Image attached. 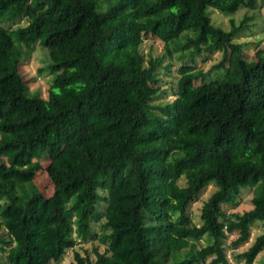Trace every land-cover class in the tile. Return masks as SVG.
Masks as SVG:
<instances>
[{
	"label": "trees",
	"instance_id": "16d2710c",
	"mask_svg": "<svg viewBox=\"0 0 264 264\" xmlns=\"http://www.w3.org/2000/svg\"><path fill=\"white\" fill-rule=\"evenodd\" d=\"M105 1L0 0V264H59L96 239L105 250L75 251L71 264H231L228 247L260 221L234 254L253 264L264 251V57L259 48L244 59L234 41L253 14L226 30L208 11L260 10L264 0ZM154 39L163 53L145 54ZM36 44L52 75L45 98L21 70ZM173 52L174 98L154 107ZM215 52L208 70L194 66ZM211 184L196 224L189 207ZM244 187L252 207L227 213Z\"/></svg>",
	"mask_w": 264,
	"mask_h": 264
},
{
	"label": "rangeland",
	"instance_id": "374dc122",
	"mask_svg": "<svg viewBox=\"0 0 264 264\" xmlns=\"http://www.w3.org/2000/svg\"><path fill=\"white\" fill-rule=\"evenodd\" d=\"M115 0H110V4H113ZM102 6H106V1L101 0ZM261 10V11H260ZM260 10L257 8L254 11L247 9L245 7H241L236 12L232 14H226L220 12L216 9L209 8L208 14L211 19V23L214 26L221 27L223 29L228 30L230 28L231 20L234 21L236 25L239 24L244 15H254V19L248 21L247 29L240 31L235 37L234 41L237 43H243V49L241 51V55L244 59L251 60L255 58L256 49H262L261 56L264 57V5L260 7ZM25 21L21 20L20 24H24ZM143 52H150L153 56L161 55L163 53L162 42L158 39L147 40L144 42L142 46ZM180 53L173 52L172 56L166 55L164 56L162 66L159 69V78H160V91L151 101V105L161 106L164 105L165 102H168L174 98V82L177 77V68L182 62V58L179 56ZM193 64L197 69H202L204 71L208 70L214 63L218 62L221 58V52H215L212 55L208 54H200L193 57ZM49 62L47 50L43 46L36 44L35 50L32 55L25 59L22 62L21 70L27 78V89L31 94L39 95L43 98L47 96V91L51 83L52 75L48 72L46 66ZM42 68L43 71L39 72L38 70ZM225 73V69L218 68L212 71L209 76H207V81L221 77ZM232 78L235 79L236 75H232ZM155 111H158L155 109ZM42 163L45 164L46 161L42 160ZM41 176V174H39ZM39 178V177H38ZM36 182L45 190V193H48L50 190V186L45 187L44 184L36 180ZM215 190V186L213 184L206 187L204 191L201 192L198 199H196L189 207V210L192 214V221L196 224L200 223V207L202 201L207 199L209 195ZM252 190L250 187L241 188L240 196L235 204H225L223 208L227 213H241L245 210H248L252 207L251 203ZM102 223V219L93 222L92 226L97 231L100 232L99 228ZM251 235L249 241L240 245L237 249H233L228 247L227 255L231 264H243L242 260L236 259L235 255L239 252H242L248 248L251 244L255 236L260 234L262 230V225L260 221H255L251 226ZM237 234L234 232L229 234L227 239V244L235 239ZM208 241V238L204 237L197 241L198 244L204 245ZM97 247L100 252L105 250L106 245L100 242V239H96L94 241L87 242H78L74 248L67 249L59 261V264H71L73 261L74 252L77 251L82 255H89L91 258H94L95 255L93 253V248ZM235 254V255H234ZM50 264H55L54 262ZM253 264H264V251L260 252Z\"/></svg>",
	"mask_w": 264,
	"mask_h": 264
}]
</instances>
